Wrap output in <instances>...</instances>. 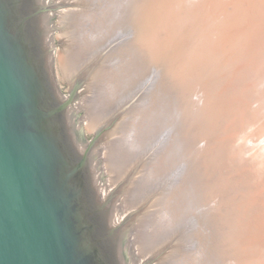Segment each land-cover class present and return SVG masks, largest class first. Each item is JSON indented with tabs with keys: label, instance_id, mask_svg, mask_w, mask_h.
Returning a JSON list of instances; mask_svg holds the SVG:
<instances>
[{
	"label": "water",
	"instance_id": "obj_1",
	"mask_svg": "<svg viewBox=\"0 0 264 264\" xmlns=\"http://www.w3.org/2000/svg\"><path fill=\"white\" fill-rule=\"evenodd\" d=\"M113 1L123 28L115 44L139 42L140 34L146 46L137 51L141 72L178 123L194 125L183 142L194 194L207 189L200 161L234 153L218 167L197 264H248L232 255L226 222L243 230L246 216L236 208L247 197L264 210V181L240 160L247 144L233 136L240 120L264 130V31L250 25L246 3L240 28L249 63L240 56L239 66H223L235 33L232 24L223 27L232 14L226 4L237 8L247 0ZM49 9L44 0H0V264H130L119 231L126 219L117 224L115 191L108 193L92 157L109 125L93 128L86 139L81 119L73 124L84 78L63 94L53 17L52 27L44 25ZM167 53L172 58L162 60ZM203 135L205 156L195 151ZM229 175L238 177L237 186Z\"/></svg>",
	"mask_w": 264,
	"mask_h": 264
},
{
	"label": "rangeland",
	"instance_id": "obj_2",
	"mask_svg": "<svg viewBox=\"0 0 264 264\" xmlns=\"http://www.w3.org/2000/svg\"><path fill=\"white\" fill-rule=\"evenodd\" d=\"M58 1L44 0L46 5L48 4L52 6L54 4H57V6L56 5L52 6L54 7V9H49L48 12H46L47 16L45 19L46 24L50 25L49 19L53 17L51 20V22L53 23L52 24L53 27L52 26L51 27L55 28L52 32L55 51H57L60 48L58 41L59 32L58 29H56L58 28L56 26L57 25L56 13L62 10V8L68 9L66 5H64V1L62 0H58ZM60 1L61 4H58L60 3ZM70 1H75V0H70ZM87 1L89 2V6L84 8L86 10L87 8L88 10L91 9V7L93 9L94 5L96 6L98 5V7H100L101 5L102 8L104 7L102 6L104 0L102 1L87 0ZM96 1L98 2L97 4ZM214 1L218 3V5H222L225 2V0H212V3ZM90 2L94 3L93 6L92 3ZM113 3L114 1L112 0V2L109 3L106 7L107 9L111 7L110 10L112 14L116 17ZM246 3H248L247 6H249L247 9L248 12L247 16L250 25L254 29L264 31V12H261L260 15L258 14L259 11L258 8L262 4H264V0H247L244 6L241 5L237 8L234 7V3L232 2L227 3L226 7H229V9L232 10L231 11L232 14L231 16L226 18L225 22H223V27L227 28L232 24L231 29H233L235 33L231 38L230 47H229L230 48L229 56L226 53V58H225L226 62L223 66H230V65L239 66V64L242 63L240 56L243 58V64H246V61L247 63H249L248 59L244 60L245 59L244 51L246 47L244 45L245 32L242 31L240 28V19L243 14V11L245 10ZM257 5L258 8H256ZM101 7L98 8V10H101ZM122 33H123L122 26L116 25L111 30L109 35L104 37L105 40L102 39V41H100V43L102 44L98 43L94 46L93 49L87 50L86 55L91 54L92 58L96 57L95 59H97L98 56V61L103 63L105 60L109 59V57L111 58V56H113L112 54H114V52L117 51L118 47H125V46L129 47L130 43L124 42L125 44L124 43L115 44L116 43L115 39L119 38ZM201 40L202 39H199L198 36L197 42L199 43ZM161 44L162 43L152 47V50L149 54L153 55V52L156 50L155 48L162 46ZM172 56H173L172 54L167 53L163 55L162 60L166 58L169 61V59L172 58ZM98 61L97 63H99ZM144 72L145 71L141 72L140 70V72L135 73L134 70L133 71L126 70L125 75H122L121 82H119L120 84H118L117 86L118 89L116 90V92H114L113 94H107L106 97L104 96L107 99L106 100L107 105L103 106L102 111L100 112L101 115L99 114L101 120L98 126L104 127L109 125V127L104 131V134L102 135L99 144L95 148L92 157L101 166L108 193L115 191V197L111 201V204L113 208L116 207L115 213L117 214L116 217L117 224L119 225L121 221L126 219L125 224L120 226L119 231L122 237V241L127 253L129 263L140 264L142 261L150 260L151 262H149V264H177V263L180 264L181 260L182 261L188 260L183 263L197 264V259L195 256L196 253L198 252L200 242H202V234L208 227L206 223V217L210 213L209 208H210V204L212 203L210 198L213 191L211 190L212 185H214V181L218 177V173H219L218 167H220L223 163L230 161L234 157V153L228 152L223 158L222 157L213 158V159L204 160L202 162L200 161V166L205 171V179L209 183L207 182V189L205 191H199L194 194V191L192 190L193 187L191 186V180H189L188 178V173H190V169H191L190 168L191 160L188 156H186L184 152L185 150L183 149V142L185 139L184 134H186L190 129H192L194 125L190 123L187 124L184 123V125L183 124L181 125V123H178L177 119L173 117V114L171 113L169 106H167L168 103L166 101V98L164 97V95L159 93V89L156 88L155 84L151 80L149 81V78H147L146 73ZM228 72H233L234 75L236 69H231V71ZM92 74L93 73H91V75H88L87 77H84V83L82 87L78 90L79 96L76 99L74 106L72 107L73 110L71 109V113L74 117L72 119L73 124L77 123L76 119L78 117L81 119V123H82L81 128L84 132V137L86 139H89L91 137L92 130L87 131L85 129L83 125L85 111L82 108L77 110L76 102L79 101L80 97H82L81 95L84 89L85 88L87 89L85 85L87 84L88 81H90L88 79L92 77ZM78 77L80 76L73 77L71 82L76 80ZM61 86H62L63 94H65L67 84H65L64 81L61 80ZM89 91H87V93L89 94L91 93L89 95L91 100L97 98V95L95 97L94 95L95 92H93V90L91 91L90 89ZM92 95L94 98L92 97ZM137 111L141 112V115L143 117L141 118L142 122L140 124H137L138 119L133 117L134 116L133 114L136 113ZM129 114L132 116H130ZM75 117L77 118L75 119ZM160 117L162 120L160 119ZM127 119H129V122H127ZM131 122L132 123L135 122L136 125H138L137 126L138 131H136L137 134H134L135 131L134 132L130 131L129 126L127 127V123L128 125H130L132 124ZM245 124L247 123H245L243 120L238 121L233 133V136H235L236 139L240 140L241 143L244 142L247 144L245 152L243 156L240 158V160L244 162L246 168L251 173H257L256 176L260 181H264V145L260 144L261 139L264 140V130L260 132V128H252L253 125L247 127L248 125L246 126ZM118 127L119 129L121 127V130L122 128L125 130V131L122 130V133L119 134L120 136L121 135L123 136V138L121 137V139H123L124 142L123 148L125 147L127 148V151L124 152L125 154L124 156L126 157L125 158L122 157L120 161L122 159L123 160L122 162H120L118 161L119 158L115 157L117 156L116 152L113 151L112 155L115 156L113 160L108 162L110 166L108 165V167H106L104 166L105 164L103 163V160L106 156L104 157L102 155L103 154L102 151L105 150L104 147H107L106 146L107 144H105V142L106 139H108V135L113 131L116 132L117 130H119ZM142 130L144 131V133ZM130 132H132V134H130ZM139 133L140 135H138ZM255 133H257V135H255ZM119 134L117 135V138H120ZM207 140H208L207 135H203L201 138H199V142L197 144L195 151L199 152L201 156L202 155L205 156V153L207 151L206 150ZM108 142L109 141H107V143ZM131 142L132 145L130 144ZM128 144H130L131 146L130 145L128 146ZM134 146L135 148H132ZM126 148L123 150H126ZM117 162L121 165L120 167L118 166V168L116 169L124 170L121 174L120 173L117 174L119 170L115 169L116 167L115 164ZM112 169H115L116 171L114 170L115 172H113ZM114 174L118 175L117 177L118 179L115 178L117 181L115 180L116 182L114 181L110 183L109 178L110 177L111 179L112 177L114 178L116 176ZM125 175L128 176L126 177ZM229 177H230L231 187L237 186L236 184L239 182L238 177H232V175H229ZM120 183L121 186H119ZM118 187L120 189H118ZM130 190L131 191L135 190L134 191L135 193H133V191L131 192ZM166 194L167 195L170 194V196H167ZM214 195L220 196L221 192H217ZM164 197H166V199ZM125 198H127V201L123 200ZM249 199L250 198L247 197V200L245 199V201H243L244 203H242L241 206L239 205L238 208H236L238 212L246 216L244 222L245 224L242 227L243 230L235 229V225L233 221L232 223L230 222V224L229 222H226L227 232L232 247V255L235 256L237 260L241 258V260L247 262L248 264H264V250H263L264 249L263 248L264 247V226H263L264 210L262 208L260 209L257 208V206L254 205L255 204L254 201L252 199H250L249 201ZM177 202L178 204H175ZM179 204H181L180 207ZM171 205H174L175 207L167 208L170 207ZM185 206H189V208ZM186 208H188V211ZM217 210L218 208H216V211ZM149 221H151L152 223ZM136 224L140 225V226L138 225L140 229L139 228L137 229ZM246 234L252 235L253 238H250ZM140 240H142L143 242H141ZM125 241H129L130 244H128L129 245L128 247L125 245L124 243ZM141 246L143 248H141ZM144 249L146 251L147 250L150 251L146 252ZM140 250L142 251L139 252ZM235 264H240V263L235 262Z\"/></svg>",
	"mask_w": 264,
	"mask_h": 264
},
{
	"label": "bare ground",
	"instance_id": "obj_3",
	"mask_svg": "<svg viewBox=\"0 0 264 264\" xmlns=\"http://www.w3.org/2000/svg\"><path fill=\"white\" fill-rule=\"evenodd\" d=\"M58 1V0H57ZM64 1V5H66V7L68 9H63L60 10L58 13H56V19H57V27L56 29H58V41H59V45L60 48L55 51L56 53V59H57V64H58V70H59V75H60V80L64 81L65 84H67V86L69 85V83L71 82L73 77L76 76H80V77H87L88 75L92 74V77L88 80L87 84L85 85L87 87V89H84L83 93H82V97H80L79 101L76 102V106H77V110L78 109H83L85 112V117H84V127L87 131H91L93 128L97 127L98 124L100 123L101 117L99 116V114L101 115V111L104 105H107V99L105 98L107 94H113L114 92H116V90L118 89V84H120L119 82H121V78L122 75H125L126 70H130L136 73V72H140L141 65L139 64L138 60H137V51L138 49L141 47L139 46V44H141L142 46V41H141V36L139 34L138 36V41H134L133 43H130L129 47H118L116 54L114 52V54H112L113 56H111V58L109 57V59L105 60L103 63H101L100 61H98V56L97 59L92 58L91 54L86 55L87 50L93 49L94 46L98 43H100V41H102V39H104V37H106L107 35H109V33L111 32V30L116 26V25H120L121 20L120 18L115 17L110 8L109 7L107 9V5L109 3L112 2V0H104L102 6H104L103 8L101 7V10H98V5H94V8L89 9L87 8L84 9L85 7L89 6V2L87 0H75V1H70V0H62ZM95 1V0H94ZM99 1V0H98ZM102 1V0H101ZM110 1V2H109ZM59 2V1H58ZM57 3V2H56ZM92 3L93 6V2ZM98 2L96 1V4ZM50 4V3H49ZM61 4V1L60 3ZM114 4V3H113ZM46 5V4H45ZM57 6V4H54L52 6ZM256 8H258V5L256 6ZM56 10V9H55ZM113 10V9H112ZM257 10V9H256ZM258 14L260 15L261 12H264V4H262L259 8H258ZM99 11V12H98ZM56 12V11H55ZM54 13V12H53ZM52 15V14H51ZM143 15V13H142ZM257 15V13H256ZM47 14L45 13V19H46ZM53 16V15H52ZM252 18V16H251ZM44 25H49L46 24V22L44 23ZM51 26V25H50ZM263 27V26H262ZM119 29V28H118ZM111 36V35H110ZM112 37V36H111ZM107 39V38H106ZM105 40V39H104ZM110 43V42H109ZM102 44V43H100ZM145 46V45H144ZM142 46V47H144ZM116 47V48H117ZM146 47V46H145ZM101 48V47H100ZM109 49V48H108ZM101 50V49H100ZM113 50V49H112ZM115 50V49H114ZM151 48L148 47L146 48L147 53L149 54L151 52ZM107 52V51H105ZM93 53V52H92ZM98 53V52H97ZM113 53V52H111ZM95 54V53H94ZM105 55V54H104ZM115 55V56H114ZM150 55V54H149ZM108 57V54H107ZM112 59V60H111ZM99 63H97V61ZM96 61V62H95ZM102 61V60H101ZM90 63V64H88ZM101 63V65H100ZM88 64V65H87ZM75 79V78H74ZM86 80V78H85ZM91 89V91L93 90V92H95V97L97 95V98H94L93 95L92 98L93 100L90 99V94L87 93V91H89ZM90 92V91H89ZM81 93V92H80ZM85 94V95H84ZM105 96V97H104ZM109 104V103H108ZM83 106V107H82ZM119 107V106H118ZM105 108V107H104ZM140 108V107H139ZM153 109V108H152ZM73 110V108H72ZM142 110V109H141ZM166 110V109H165ZM164 111V110H163ZM135 112V111H134ZM143 112V111H142ZM149 112V111H148ZM150 113V112H149ZM158 113V112H157ZM133 114V113H132ZM144 114V113H142ZM130 115V114H129ZM136 119H138L137 124H140L142 122L141 118V112H136L133 114ZM160 115V114H159ZM171 115V114H170ZM104 116V115H103ZM112 116V115H111ZM132 116V115H130ZM151 116V114H150ZM165 116V115H163ZM111 118V117H110ZM134 118V119H135ZM146 118V117H145ZM164 118V117H163ZM131 119V118H130ZM159 119V118H158ZM161 119V117H160ZM119 120V119H118ZM144 120V119H143ZM162 120V119H161ZM116 121V120H115ZM132 121V120H131ZM134 121V120H133ZM165 121V120H164ZM126 122V121H125ZM127 122H129V119H127ZM136 122V121H135ZM134 122V123H135ZM132 123V122H131ZM132 123V124H134ZM128 125L127 123V127L129 126L130 131H135L134 134H137L136 131L137 130V126L136 123L134 125ZM147 124V123H146ZM145 125V124H144ZM120 126V125H119ZM142 126V125H141ZM125 127V126H124ZM147 127V126H146ZM115 129V128H114ZM119 129V127H118ZM128 129V128H125ZM117 130V129H116ZM122 130H124L122 128ZM121 127L119 130H117L116 132L113 131L111 133L113 134H109L108 135V139H106L105 144H107V147H104L105 150L102 151V155L105 157L103 160V163L105 164L104 166L108 167L109 165V161L113 160L114 156L113 151L116 152L115 157L119 158L118 161H120V159L122 157H126L124 156V152L127 151L123 150L125 148L124 147V142L123 139H121V137L123 138V136L119 133H122ZM140 130V129H139ZM125 131V130H124ZM127 131V130H126ZM143 131V130H142ZM108 132V131H107ZM126 133V132H125ZM124 133V134H125ZM141 133V132H140ZM140 133L138 135H140ZM144 133V131H143ZM119 134L120 138H117V135ZM130 134H132V132H130ZM142 134V133H141ZM116 135V136H115ZM137 135V136H138ZM143 135V134H142ZM255 135H257V133H255ZM118 136V137H119ZM126 136V135H125ZM133 137V136H132ZM135 137V136H134ZM132 139V138H131ZM130 139V141H131ZM103 140V139H102ZM137 140V137H136ZM139 140V139H138ZM107 141H109L107 143ZM127 141V140H126ZM125 141V142H126ZM104 144V145H105ZM114 144V145H113ZM132 145V142L130 143ZM128 144V146L130 145ZM135 144V143H134ZM261 145H264V140L261 139L260 141ZM126 145V144H125ZM130 145V146H131ZM127 146V145H126ZM107 148V149H106ZM129 148V147H128ZM132 148H135L132 147ZM130 149V148H129ZM98 150V149H97ZM101 150V148H100ZM99 153V152H97ZM120 154V156H119ZM107 158V159H106ZM250 159V158H249ZM123 160V159H122ZM122 160L120 162H122ZM209 162V161H208ZM111 164V163H110ZM128 164V163H126ZM207 164V163H206ZM116 168H118V166L120 167L121 164H119L118 162L115 164ZM110 166V165H109ZM124 168V167H123ZM112 169L113 172H115L116 170L119 169ZM111 170V168H110ZM115 170V171H114ZM210 170V168H209ZM108 171V170H107ZM124 170L120 169L118 173H122ZM117 174L114 178L111 177L109 178L110 183L114 182L118 177ZM124 174V173H123ZM132 174V173H131ZM255 175H257V173H253ZM112 176V175H111ZM120 176V175H119ZM126 176V175H125ZM128 176V175H127ZM126 176V177H127ZM124 177V176H123ZM125 177V178H126ZM122 178V177H121ZM118 179V178H117ZM121 180V179H120ZM124 180V179H123ZM130 180V179H129ZM117 181V180H116ZM115 181V182H116ZM127 181V180H125ZM123 182V181H122ZM121 182V183H122ZM121 183L119 186H121ZM135 185V184H134ZM126 187V185H125ZM124 187V188H125ZM118 189H120L118 187ZM117 190V189H116ZM119 191V190H118ZM122 191V190H121ZM131 191V190H130ZM133 191V190H132ZM131 191V192H132ZM135 191V190H134ZM133 191V193H135ZM128 192V191H127ZM173 192V191H172ZM118 195V194H117ZM130 195V193H129ZM128 195V196H129ZM167 195V194H166ZM165 195V196H166ZM154 196V195H153ZM167 196H170L167 195ZM174 196V193H173ZM177 196V195H176ZM127 197V196H126ZM134 197V195H133ZM132 197V198H133ZM136 197V196H135ZM146 197V196H144ZM143 198V197H142ZM166 199V197H164ZM179 198V197H178ZM177 198V199H178ZM124 201H127V198L123 199ZM148 200V199H147ZM174 200V198H173ZM247 200V199H246ZM134 201V200H133ZM138 201V200H137ZM142 201V200H141ZM150 201V200H149ZM168 201V200H167ZM172 201V200H171ZM177 201V200H176ZM245 201V200H244ZM250 201V199H249ZM146 202V201H145ZM179 202V201H178ZM175 203V204H178ZM248 202V201H247ZM135 203V202H134ZM138 203V202H137ZM161 203V202H160ZM168 203V202H167ZM244 203V202H243ZM251 203V202H250ZM172 204V203H171ZM156 205V204H155ZM181 204H179L180 207ZM245 205V204H244ZM139 206V205H137ZM169 206V205H168ZM113 207V206H112ZM125 207V206H124ZM151 207V206H150ZM174 205H171L170 207L167 208H174ZM188 207L189 206H185ZM184 207V208H185ZM115 208H113L114 210V214L115 217H117V214L115 213ZM130 208V207H129ZM136 208V206H135ZM149 208V207H148ZM162 208V207H161ZM188 208L187 211H188ZM132 209V208H131ZM143 209V208H142ZM256 209V208H255ZM129 210V209H128ZM141 210V209H140ZM146 211V210H145ZM256 212V210H255ZM248 213V212H247ZM246 213V214H247ZM136 214V213H135ZM160 214V212H159ZM146 215V214H144ZM151 215V214H150ZM253 215V214H252ZM141 216V215H139ZM136 217V216H134ZM152 217V216H151ZM132 218V216H131ZM251 218V217H250ZM249 218V219H250ZM253 218V217H252ZM258 218V217H257ZM157 220V219H156ZM255 220V219H254ZM262 220V219H261ZM148 221V220H147ZM129 222V221H128ZM151 222V221H149ZM248 222V221H246ZM152 223V222H151ZM156 223V222H155ZM143 224V223H142ZM150 224V223H149ZM245 224V223H244ZM249 224V223H248ZM247 224V225H248ZM256 224V223H255ZM261 224V223H260ZM137 225V224H136ZM139 225V224H138ZM137 225V229L139 228V226ZM150 226V225H149ZM264 226V225H263ZM153 227V226H152ZM246 227V226H245ZM244 227V228H245ZM261 227V226H259ZM125 228V227H124ZM263 228V227H262ZM140 229V228H139ZM146 230V229H145ZM152 230V229H151ZM150 231V230H149ZM259 231V230H258ZM148 232V231H147ZM137 233V232H136ZM142 233V232H141ZM145 233V232H144ZM150 233V232H149ZM261 234V233H260ZM136 235V234H135ZM148 235V234H147ZM152 236V235H151ZM145 237V236H144ZM261 237V236H259ZM147 238V237H146ZM145 238V239H146ZM143 239V238H142ZM257 239V238H256ZM153 240V239H152ZM141 242H143L142 240H140ZM140 242V243H141ZM147 242V241H145ZM160 242V241H159ZM145 244V243H144ZM155 244V243H154ZM152 245V244H151ZM158 245V243H157ZM154 246V245H153ZM140 247V246H139ZM138 247V249H139ZM149 247V246H147ZM146 247V248H147ZM165 247V246H164ZM141 248H143L141 246ZM140 248V249H141ZM153 248V247H152ZM264 248V247H263ZM148 249V248H147ZM143 250V249H142ZM142 250H140L139 252H141ZM145 250V249H144ZM179 250V248H178ZM183 250V249H181ZM186 250V249H184ZM264 250V249H263ZM138 251V250H137ZM146 251V250H145ZM148 251V250H147ZM146 251V252H147ZM150 251V250H149ZM148 251V252H149ZM188 251V250H187ZM152 252V251H151ZM189 252V251H188ZM144 253V252H143ZM183 254V253H182ZM179 255V254H178ZM189 255V254H188ZM180 256V255H179ZM184 256V255H183ZM185 257V256H184ZM172 260V258H171ZM188 260H184L180 262V264H185L183 262H186ZM179 262V261H178ZM188 263V262H187ZM178 264V263H177Z\"/></svg>",
	"mask_w": 264,
	"mask_h": 264
}]
</instances>
